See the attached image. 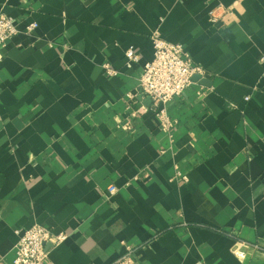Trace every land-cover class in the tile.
Returning a JSON list of instances; mask_svg holds the SVG:
<instances>
[{"label": "crops", "instance_id": "0c3cea01", "mask_svg": "<svg viewBox=\"0 0 264 264\" xmlns=\"http://www.w3.org/2000/svg\"><path fill=\"white\" fill-rule=\"evenodd\" d=\"M219 5L227 23L209 21ZM0 13L17 30L0 48V264L33 225L68 234L52 264H113L124 243L138 264H264V0H0ZM155 33L210 83L167 104L172 139L152 112L129 118Z\"/></svg>", "mask_w": 264, "mask_h": 264}, {"label": "built area", "instance_id": "2783aa9c", "mask_svg": "<svg viewBox=\"0 0 264 264\" xmlns=\"http://www.w3.org/2000/svg\"><path fill=\"white\" fill-rule=\"evenodd\" d=\"M228 15H231L230 9L219 5L209 11V21L211 23L218 21L227 23ZM36 26L35 23L29 25L27 32H32ZM16 34L17 30L13 18L0 13V48L4 47L7 41ZM151 40L153 57L151 61L145 63L142 67L138 79L137 94L135 95L140 98L137 103L138 108L130 107L129 118L152 112L158 121L159 129L167 134L169 139H172V130L177 121L168 116L167 104L174 97L181 96L194 83L193 77L199 76L200 79H203L208 76V72L192 61L183 45L167 42L158 33L153 34ZM125 56L134 62L139 60L138 55L135 54L132 48L125 51ZM261 61H264V58ZM103 67L108 75L114 74L109 65ZM262 78H264V73ZM129 98L132 99L134 96H129ZM248 99L249 97H245L246 101ZM144 100L148 103L144 104ZM231 106L235 108L234 105ZM120 128L130 131L131 122L127 121ZM173 180L187 183L188 177L178 167H174ZM117 191L115 186H109L107 189L108 196L115 195ZM16 235L17 242L14 247L12 264H52L48 260L49 250L57 247L68 238V234L65 232H54L40 225H33L23 231H17ZM48 245L49 247H47ZM123 247V254L113 264H138L136 260L138 248L127 243H124ZM232 252L240 259H243L246 255L239 248L233 249Z\"/></svg>", "mask_w": 264, "mask_h": 264}, {"label": "water", "instance_id": "95a60500", "mask_svg": "<svg viewBox=\"0 0 264 264\" xmlns=\"http://www.w3.org/2000/svg\"><path fill=\"white\" fill-rule=\"evenodd\" d=\"M193 81L198 82L199 84H202L204 86H210V83L206 78L200 79L199 76H195L193 77ZM47 247H49V245Z\"/></svg>", "mask_w": 264, "mask_h": 264}]
</instances>
